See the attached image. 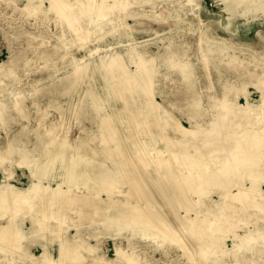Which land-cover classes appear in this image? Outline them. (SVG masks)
Returning <instances> with one entry per match:
<instances>
[{
    "label": "bare ground",
    "instance_id": "6f19581e",
    "mask_svg": "<svg viewBox=\"0 0 264 264\" xmlns=\"http://www.w3.org/2000/svg\"><path fill=\"white\" fill-rule=\"evenodd\" d=\"M107 1L58 0L57 3L55 0H23L20 5L19 0H12L6 3V6L18 8L21 16L37 15L33 25L39 29L38 33H32L23 25L19 26V30L17 28L13 32L14 39L20 40L28 35L27 38L23 39L22 47L18 49L8 46L10 56L0 63V115L3 116L2 121L9 120L18 125L24 119L23 127L19 129V137L23 140L29 135L26 128L31 117L24 116L22 112L30 108L28 101H31L33 108L39 103L37 92L29 94L20 87L23 83L22 72L35 61L37 54L41 55L43 63H49L51 70L59 61L63 62V66L60 64L58 71L49 75V85L38 91L40 102L46 100L48 108L39 112L44 117L39 123L41 134H32L38 140L35 142L37 147L17 160L19 165L28 168L30 182L23 188L11 184L16 169H10L0 183V264H54L56 259L49 249L52 242L61 244L56 249L60 258H76L83 260L84 264H151L148 261L149 251H159L168 257L172 249H182L187 258L185 264H199L190 257L193 253L190 255L186 252L196 245L193 243L196 239L194 235L201 236L199 248L210 264H228L227 257L234 264H264V230L260 225L243 230V234L236 230L247 224L246 215L259 217L261 213L264 214V117L261 108H249L251 104L247 93L248 85H256L264 99V81H260L264 79V0H217L220 12L227 18L224 22L220 14L215 23L207 24L200 14L201 7L188 15V7L196 0H110L112 4ZM148 4L152 13L146 15L144 8ZM64 11L67 15L71 14L67 20ZM249 16L252 20L249 26L257 28L255 35L258 42L251 41L253 52L244 53L240 50L244 42L239 43L233 38V26L235 19ZM54 18H57L59 34L56 42L50 44V39H46V36L51 37L46 26ZM130 18L134 19V25L126 23ZM145 18L148 20L145 21ZM155 25L160 30L153 28ZM219 30L226 35L219 34ZM141 31H154L156 35L164 33L152 42L137 43L136 34ZM92 32L100 34L88 40ZM70 33L71 41L62 44L61 40ZM106 37L120 40L132 37L135 43L131 49L105 53L95 61L80 64L92 52L90 45L101 46ZM152 45L156 46L158 53L151 52ZM196 45L198 47L195 48ZM74 47L77 51L85 50L80 59L72 51ZM240 54L244 57H239ZM131 60H134L132 64L140 66V71L127 74L122 64ZM200 63L204 65L205 78L210 81L207 90L214 89L216 84L221 87V92H202L198 75ZM107 68H110L109 74H106L108 80L111 83L115 80L118 84V88H114L108 97L120 94L116 103L118 108H149L145 109L150 111L148 114L152 116L156 113L158 117L154 119L163 118L166 123L164 128H156L150 133L148 119L151 116L142 118L138 114L133 115L136 123L142 120V123H137L142 134L134 137L133 141L140 164L133 165L137 171L142 169L141 163L147 169H155L151 173L147 170L145 176L140 172H125L129 165H125L127 167L124 166L123 170L111 156V150L114 147L118 149V145L124 143L115 137V129H105L91 109L83 110L82 115L77 114L79 108H99L92 87L90 89V84L87 87L86 83ZM246 76L247 79H237ZM162 78L164 80L161 81ZM170 82L174 84L170 85ZM153 92L161 96V103L156 104ZM240 94L249 100L247 106H238ZM217 106L225 110L213 109ZM40 107L39 104L37 108ZM66 107L78 108L73 117L80 116L94 128L87 140L81 142L79 150H75L72 166L71 162L67 163L64 154L54 156L47 163L44 152L52 143L45 140L47 137L54 140L60 138V141L68 138L69 129L57 133V127L52 125L56 122L45 119L49 108ZM179 108H204L209 118L201 123L203 113L199 112L196 117L187 113L184 119H187L189 126H185L180 118L167 117L172 110ZM216 111H225V115L217 118ZM134 121L129 125L121 121L118 130L133 127ZM248 125L249 130L244 132L246 139L232 141L228 148H222V145L218 147L216 141L221 131ZM211 126L213 129L209 131ZM257 137L260 141H254ZM174 138V143L180 145L179 149L169 146ZM23 140L18 138L12 141L10 149L3 150V153L20 152ZM96 140L100 146H87ZM111 144L114 146L111 147ZM160 146L173 156L169 158L160 153ZM133 154L130 152L129 157L126 156L130 163H133ZM175 159H179V164L170 167L168 161ZM135 177L138 178L137 182ZM195 179H200L201 186L190 190L188 201L179 195L183 201L178 203L176 200L174 206L168 208L164 201L171 202V196L178 199L177 188L184 187L185 183H193L189 181ZM130 182L136 188H132V185L129 188L127 185ZM209 183L214 187L209 189L216 191L220 197L213 202L207 193L209 189L206 190ZM65 185L68 186L65 188ZM102 192L106 193V197L101 195ZM156 194L163 197L162 209L167 212L159 209V213L151 209L156 203L151 195ZM206 203L208 205L205 207L199 205L198 209L194 208ZM64 205L67 208L60 210ZM183 208L186 215L181 216L178 210ZM12 213L20 217L28 214L31 224L25 226L23 218H19L15 227L9 223L3 224V220ZM235 225L237 227L234 229ZM229 230L233 231L229 236L233 248L226 250L217 244L226 240L223 233ZM41 235L45 241L37 254L34 253L37 243L33 240ZM120 235L127 236V243L115 244V256L110 258L102 245L107 238L117 239ZM83 254L91 259L85 261Z\"/></svg>",
    "mask_w": 264,
    "mask_h": 264
},
{
    "label": "rangeland",
    "instance_id": "374dc122",
    "mask_svg": "<svg viewBox=\"0 0 264 264\" xmlns=\"http://www.w3.org/2000/svg\"><path fill=\"white\" fill-rule=\"evenodd\" d=\"M11 1L12 0H0V63L3 62V61H7L9 56H10V50H9L8 46L18 49V48L22 47L21 44H22L23 39L27 38L28 35H25V37L20 39V40L19 39L18 40L14 39L13 32L15 30H17V28L19 30V26L23 25V27H25L29 32H32V33H38V30H39V29L35 28V25H33L36 22L37 15L33 16V17H31V16L27 17L25 14H23V16H21V11L18 8H17L18 9L17 10V9H15V7H12V6L9 7L8 5L6 6V3H10ZM19 1H20L19 4L22 5L23 4V0H19ZM101 1L102 0H100V2ZM216 1L217 0H196V2H194L192 6L188 7V15H192L193 12L196 9L201 7V9H200L201 13L200 14L202 16V19H203L204 23H206V24L207 23H215L214 21L216 20L218 15H220V14L222 16L225 15L224 13L220 12V6L216 3ZM55 2L58 3V0H55ZM107 2L112 4V1H110V0L107 1ZM47 3H49V2L47 1ZM155 3H158V1H155ZM175 4H177V3L175 2ZM60 5H61L60 8H62L63 5L62 4H60ZM244 6H246V5L244 4ZM137 8H139V7H137ZM150 8H151L150 4H148L144 8V9H146V12H147V13H145L146 15L147 14L149 15L150 13H152ZM141 9H143V8H141ZM62 11L63 10H61L60 12H62ZM136 12H139V11H136ZM64 13H66V12L64 11ZM63 15L65 17V20H67L71 16V14L67 15V13H66V15L65 14H63ZM38 17H40V15H38ZM222 18H223V21L225 22V19L227 17L223 16ZM56 19L57 18H54L46 26V31H48L50 33L49 36H51L49 38H47L48 36H46V39H50L49 40L50 44L56 42L57 36L59 34V30H58L59 29V25L57 24V20ZM146 20H148V19L145 18V21ZM134 22L135 21L132 18H130V19H128L126 21V23L129 24V25H134L135 24ZM251 22H252V20H251L250 16L249 17L237 18V20L236 19L234 20V26H233L234 27V30H233L234 33H233V35H235V37H233V38L236 41H239V43L241 41L244 42L240 46L241 52H244V53H252L253 52V48H252L253 44H252L251 41L258 42V37L255 35V30L257 28H253L254 26L250 27L249 25H251ZM240 26H241V28H240ZM199 27H201V26H199ZM153 28L156 29L158 27H156V25H155ZM154 31H150V32L141 31L138 34H136L137 43L138 42H147V43L152 42V41L156 40L157 38H159V36L164 33V32H160L159 34L156 35ZM218 33L222 34V35H226L221 30H219ZM79 34L83 35V33H79ZM99 34L100 33L95 34L94 32H92L91 36H90V38L88 40L96 38ZM69 35L70 36H68V37H64V40H61L62 44H65L68 41H71L72 35H71V33ZM8 43H9V45H8ZM134 43L135 42L132 40V37H126V38H124L122 40H120L117 37H115L113 39L111 37H106L105 38V43H103L101 46L97 47L96 45L94 46V44L90 45L89 49H92V52L90 53L91 55L87 54V58L85 57V59L81 60L82 62H80V64H82L84 62L95 61V60H97V58L99 56H102L105 53H108V54L111 53L112 54V53H116V52H123V51H125L127 49H131L133 47ZM196 47H198V46L196 45L195 48ZM241 48H243V49H241ZM150 50H151L152 53H155V54L158 53V49L156 48V46L152 45L150 47ZM72 51L75 52L77 59H80L85 54V50L77 51V50H75V47L72 49ZM239 57H244V56L240 54ZM34 60L35 61L31 62L26 67V69L22 72L21 76L23 78V83L20 85V87H22L23 90L28 91L29 94L32 93V92L33 93L37 92V95H38L37 102L42 107V108L41 107L37 108L38 105H39V104H37V105H35L36 108H33V104L31 103V101H28V104L30 105V108H27L26 110H24L23 111L24 113L22 112V114H24V116L31 117L28 120V127L26 128L27 130H29L28 137L24 138V140H23L22 137H19V129L23 127V122H24L23 120L24 119L21 120V124L18 125V124L12 123L9 120L2 121L3 116L0 115V183L3 181L6 173L8 174L10 169H14V171L16 169V171H15L16 173L14 172V175H13L14 179H11L10 182H11V184H13V185H15V186H17L19 188L26 187V185H28V183L30 182V179L28 178V175H29L28 168L25 165H19L17 160H19V158H21L23 155L28 154V152L31 149L37 147V145L35 146V142H37L38 140H37V138H34L32 136V134L33 135H35L36 133L37 134H41L40 132H42V131H40L41 129L39 127V123H40V121L43 120L44 117L42 118L40 116L39 112H41L42 110L46 111L47 108H48L46 100L42 99V102H40L41 101V99L39 100V98H40L39 94L40 93H38V91L42 90L45 87H47L49 85V83L51 82L50 80H48V78L50 77L49 75H52L56 71H58L60 64H62V66H63V62L61 63L58 60L59 62L51 70L49 63H43L41 55H39V54H37L35 56ZM133 61L134 60H131V61H128V62L122 64L123 68H124V71L127 74H129V72L135 73L136 71L137 72L140 71V66L138 65V67H137V65L132 64ZM70 68H71V66H70ZM198 68H199V70H198L199 71V74H198L199 75V86L203 88L202 92H207L208 90H207L206 86H208L210 81L205 78L206 77L205 76L206 72H205L203 63H200L198 65ZM251 68H253V67L251 66ZM107 69H104L105 71L102 70L101 73L95 74L94 76L91 77V80L86 83L87 87H89V84H90V89L92 87V92L94 94L93 97L95 96V98L98 100L99 108H79V111H78L77 114H79V115L81 114L82 115L83 114V110L85 111L86 109H91V110H93V114H95V118L96 119L98 118V120H101V123H102V125L104 126L105 129H109V130H111V128L115 129L116 130V136L115 137H117L121 142H124V143L123 144H119L118 146H120V147L118 149H116L114 147L111 150V152H110L111 156H114V158L119 163L118 165L122 166V169H123V167L125 165H129V169L127 168L128 170H126V169L124 170L123 169L125 172H127V173H129V171L132 172V173L135 172L134 174H137V173L140 172L139 173L140 175H142V176L144 175L145 176L146 174H148V172L149 173L154 172L155 169L154 168L147 169L144 166L145 164L141 163L142 169L137 171L136 170L137 168H135V166H134V165L139 166L138 164H140V160L138 159L139 155L136 153L137 150H136V146L133 144V141L135 140L134 137H136L138 134H142L141 127L140 126L137 127V123L139 124L142 120H137V123H136V121H134V116L133 115H137L138 114L142 118H144V117H146L148 115L151 116L150 114H148L150 111L148 112V110H145V109H149V108H125V109L124 108H118L116 103H117L118 97H120V94L119 95L118 94H114V96H112L111 98L108 97V94H110V92L112 90H115L114 88H118V84L115 83V80L112 83H111L110 80H108V76L107 75L109 74L110 68H107ZM247 78H248V76H246L245 78H243V77L242 78H238L237 77L238 80H244V79H247ZM162 80H164V79L162 78L161 81ZM260 81L263 82L264 79H262V80L260 79ZM259 82H258V85H261V84H259ZM173 84H174L173 82H170V85H173ZM114 85H115V87H114ZM253 87L255 88L256 91L254 90ZM212 90L214 92H215V90H216V92H221L222 89H221V87H218L215 84L214 89L212 88ZM212 90H209L208 92H212ZM223 91H224V89H223ZM247 93L249 94V99H250V104H251V107H249V108H261V111H262L261 113H262V115L264 117V99H263L262 93L257 89L256 85H248L247 86ZM153 95H154V92H153ZM153 97H155L154 101L156 102V104L162 102L161 101V96L159 94H155ZM248 101L249 100L246 99L244 94H240L239 95V99H238V104H240V105H238V104L237 105L240 106V107L247 106V102ZM222 103L223 102H221V104ZM74 109L73 108H68V107H66V108H56V109H54V108L50 109L49 108V110H48L49 114H47L48 119H47V117H45V119L48 120L49 122H51V121L52 122H56L55 124L52 123V125H55L57 127V129L59 130L58 131L56 129L57 130L56 132L57 133H61L64 129L65 130L69 129L70 132L68 131V135L66 136L68 138L64 139L63 141H60V138H57V139L54 140V139H52L50 137H47V139H45L46 141H51L52 142L48 146V148L44 150L45 155H46V157L48 159L47 163H50V159L52 161L53 160L52 158H55L54 156L59 155V154H64L67 157V163L71 162L70 164L72 166V163L74 164L75 157H76L75 150L76 151L79 150L81 142L86 141L88 134L94 129V128L91 127V124L88 121L82 120L80 118V116L77 117V118L73 117V115L75 116L76 110H78V108L77 109L74 108ZM213 109H215V110L224 109L225 110V108H221L220 106H217V108H213ZM72 110L74 111L73 113H72ZM125 110H126V112H125ZM16 112L17 111H15V113ZM64 112H65V114H64ZM199 112L204 114V118L201 119L202 120L201 123H204L203 120H208V118H209V114H208V112H205L204 108H203V110H202V108H179V109H174V110H172V113L167 115V117L170 118V117L175 116L176 118H178V120L180 118V121L183 122L185 126H189V124L187 122V119H184V117H186L185 115H187V113H189V114H193V117H196ZM224 112L221 113V112L216 111L217 118H219L222 114L225 115ZM127 113H129V114H127ZM134 113H136V114H134ZM60 115H62V117H60ZM70 116H71V118H69ZM129 116H130V118H129ZM63 117H65V121L63 120ZM100 117H101V119H100ZM154 117H158V115L156 113H153V115L148 119V124H149V126H151L150 133L152 131H154L156 128L157 129L158 128H164V126L166 125V123H165L163 118L155 120ZM103 119H105V122L103 121ZM128 119L130 120V122L128 121ZM62 120H63V122H62ZM121 121H126L124 123L128 124V125H129V123H131V121H134L133 122L134 126L132 125L133 127H128V128H124V129L118 130V127L120 126V124H122ZM259 127L260 126H258V128ZM248 128H250V125L244 126L243 128L241 127V128H238V129H229L228 131L227 130L226 131H221L220 132V136L217 138V141H216L218 147L222 145V148H224V147L228 148L230 146V144L232 143V141L234 142V141H241V140L246 139L245 136L247 134H245L244 132H247V130H249ZM212 129H213V126L210 127L209 131H211ZM200 130H202V127L200 128ZM242 130H244V131H242ZM226 133L229 136H227ZM222 135H224V136H222ZM200 136H201V134H200ZM113 137H114V134H113ZM18 138H21L24 141V143H22V145H20L22 150L20 152L19 151L18 152L8 151L7 153L5 152L6 154H4L3 150L7 151L8 149H10L12 141L17 140ZM121 138H123V139L121 140ZM66 140H67V144H66ZM113 140H116V139L113 138ZM257 140H259V137H257L254 141H257ZM223 141H225V142H223ZM59 142H60V144H59ZM146 142L149 143V141H146ZM174 142H175V138H174V141L172 143L170 141L169 146L173 147V148H176V149H179L180 148L179 143H174ZM57 143L59 144V146H58ZM69 143H70V145H69ZM53 144L54 145L56 144V145L54 146ZM53 146H54V148H53ZM87 146H89V147L91 146V147H96L97 148L98 146H100V144H98V142L96 140L95 142H91V144H89ZM112 146H114V144H111V147ZM55 147L57 148V150H56ZM39 148H41V146H39L38 149ZM52 148H53V151L51 150ZM159 148H160V153H163V154L167 155L169 158H170V155L173 156L170 152L164 151L161 146ZM64 149H66V150H64ZM39 150H41V149H39ZM68 150H69V152H68ZM71 150H72V152H71L72 155L70 154ZM118 150L122 152V155L118 154V153H120ZM130 152H132V154L135 153V155H136V157H135L134 154H133V156L135 157V158L134 157L132 158V162L133 163H130L131 161H128L126 159V156H128ZM49 155H51V156H49ZM68 155H70L71 157L68 156ZM116 155H117V157H116ZM159 156H161V155H159ZM69 157L71 159H69ZM70 164H68L69 168H71ZM178 164H179V159H175L174 161H171V160L168 161V165L170 167H173L174 165L177 166ZM66 166H67V164H66ZM125 167H127V166H125ZM141 170H142V172H141ZM147 170H149V171L147 172ZM137 179L138 178L135 179L136 182H137ZM59 180H62V179L60 178ZM196 180L197 179L190 180L189 182H193V183H189L188 185L185 183L184 187L179 186V188H177V195L178 196L176 195L178 197V199H175L173 196H171V202L164 201L163 197H161V196H159L157 194L156 195H151L152 200L156 202L154 204L155 205L154 208H151V209H153L154 211L159 212V213H160V210L167 212V210L162 209V201L166 202V205H167L168 208H171L172 206H174L176 200L178 201V203H179V201L182 200V198H183L184 201L185 200L188 201V199H187L188 197L187 196H189L190 190L191 189L200 188V186H201L200 179H198L197 181ZM56 181H57V179H56ZM131 182L127 186L130 188L131 187L130 185H132V188H136V186L133 185V183H131ZM52 183L56 184L55 181H53ZM140 185L143 186L144 184L143 185L140 184ZM66 186H68V185H65V188H66ZM144 186L146 187V185H144ZM126 187H125V190H128V188H126ZM209 188H214V187L209 183L207 185L206 190L209 189ZM182 189H184L183 192L186 190L184 192V194L181 191ZM188 189H189V191H188ZM208 191L209 192H207V193H209L210 199H211L212 202L214 200H218V198H220L219 195L216 193V191H213L212 189L211 190L209 189ZM185 193L187 195H185ZM105 194H106L105 192H102L101 195L103 197H106ZM166 194L169 195V193H166ZM179 195H182L183 197L181 198V196H179ZM184 196H186V197H184ZM199 205H201L202 207H205L208 204L207 203L206 204H198L194 208L198 209ZM65 207H66V205L61 206L60 210L64 209ZM183 209L181 211L178 210V213L181 216H183L184 213L186 215V211H185V209L183 211ZM191 213H194V212L192 211ZM261 214H260L259 217L246 215L247 216V218H246L247 219V224L244 225V226L242 225V227H238L236 229L237 232L243 234V230L246 231L248 229H253V228H255L256 226H259V225H260L259 227L264 230V220H263L264 219V214H262V215ZM11 217H13V219ZM19 218H23V220H24L23 222H24L25 226H29L31 224L30 216L28 214L26 216L20 217V216L15 215L14 213L10 214L8 219L3 220V224L9 223L10 225L15 227L16 224L18 223V221H20ZM236 227L237 226L235 225L234 229ZM71 230H74V228H71ZM199 232H201V231L199 230ZM232 233H233V231H231V230H229L227 232H224L223 234H224V236H226V240L219 241L217 246L222 245V247L224 249H226V250L230 249L231 250L233 248V241H232V239L229 236H231ZM193 237H196V239L194 238L195 240L193 239L194 241L192 240L193 243L194 242L196 243V245H193L190 248H188L186 250V252H188V254L190 253V255L193 253L191 256L190 255L189 256L194 258V259H196L195 261L198 262L199 264H210V261L206 262V259H205L206 257H203L202 252H201V250L199 248L200 243L202 241V239L200 240L201 236L197 237V235H194ZM44 241H45V238L42 235L40 237H38V238H35V240H33V242L37 243L35 245L37 247H35L36 250L34 249V253L39 254L41 252V249H42L41 243H43ZM118 242L120 244L125 245L127 243V236L126 235H120L117 239H115V238H107L104 241L102 247L104 246L103 248L106 249L108 257L113 258L115 256V244H117ZM223 244H225V245H223ZM60 245L61 244H59L57 242H52V244L49 245V249L52 250V253H53L52 257H54L56 259V262H54V264H84L82 262L83 260H77L76 258L72 259V258L67 257V256H64L63 258H60L59 252L56 250V249L59 248ZM195 248L197 249V251H196ZM198 250H199V252H198ZM169 252H170V255L168 257H165L159 251H156V252L149 251V260L148 261L151 262V264H185L187 262V258H186V256L183 255L182 249H172ZM196 252L198 254H196ZM82 259H84L85 261H87V260L89 261V259H91V258L89 256H86V255L83 254L82 255ZM226 259L228 261V264H234V262L230 261L231 258L227 257ZM64 262H66V263H64ZM21 264H25V262H23Z\"/></svg>",
    "mask_w": 264,
    "mask_h": 264
}]
</instances>
